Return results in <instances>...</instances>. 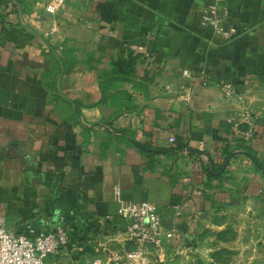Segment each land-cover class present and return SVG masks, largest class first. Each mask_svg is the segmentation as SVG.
Listing matches in <instances>:
<instances>
[{
  "label": "crops",
  "instance_id": "obj_1",
  "mask_svg": "<svg viewBox=\"0 0 264 264\" xmlns=\"http://www.w3.org/2000/svg\"><path fill=\"white\" fill-rule=\"evenodd\" d=\"M205 3L2 1L0 214L16 233L71 224L69 255L46 264L131 249L117 191L157 205L174 264L221 248L262 262L264 0L223 1L239 30L225 43L200 26ZM244 106L249 143L229 122Z\"/></svg>",
  "mask_w": 264,
  "mask_h": 264
},
{
  "label": "built area",
  "instance_id": "obj_2",
  "mask_svg": "<svg viewBox=\"0 0 264 264\" xmlns=\"http://www.w3.org/2000/svg\"><path fill=\"white\" fill-rule=\"evenodd\" d=\"M53 1L56 6L50 7L52 12L64 3V0ZM223 1L206 0L200 18V26L211 31L221 43L230 41L239 33L236 27L228 24V12L222 9ZM184 75L192 77L190 70H185ZM217 85L227 100L244 103L232 80L222 78ZM229 122L236 138L245 143L255 138L253 115L248 107L244 106L240 114ZM116 199L120 202L118 217L125 223L124 241L131 245V249L121 255L105 247L96 248L95 253L88 255V263L77 259L71 264H173L166 254V247L175 237V232L164 226L157 205L149 201H125L119 191L116 192ZM71 233L70 223L49 225L42 231L33 229L16 233L8 228L6 216L0 214V264H46L52 256L67 257L72 246Z\"/></svg>",
  "mask_w": 264,
  "mask_h": 264
},
{
  "label": "rangeland",
  "instance_id": "obj_3",
  "mask_svg": "<svg viewBox=\"0 0 264 264\" xmlns=\"http://www.w3.org/2000/svg\"><path fill=\"white\" fill-rule=\"evenodd\" d=\"M221 249L222 250L218 252V255L215 258H213L211 255L198 258L199 261H197V264H259L254 260V258H249L246 260L245 256H240L236 251H229L224 248ZM260 264H264V258H262V262Z\"/></svg>",
  "mask_w": 264,
  "mask_h": 264
},
{
  "label": "trees",
  "instance_id": "obj_4",
  "mask_svg": "<svg viewBox=\"0 0 264 264\" xmlns=\"http://www.w3.org/2000/svg\"><path fill=\"white\" fill-rule=\"evenodd\" d=\"M121 134H123L122 132H120ZM133 143H135L142 152L146 153V152H155V150L153 151L150 147L136 141L134 138L132 139Z\"/></svg>",
  "mask_w": 264,
  "mask_h": 264
}]
</instances>
